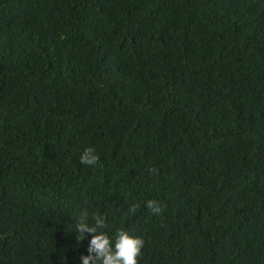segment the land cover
Segmentation results:
<instances>
[{"label": "trees", "instance_id": "obj_1", "mask_svg": "<svg viewBox=\"0 0 264 264\" xmlns=\"http://www.w3.org/2000/svg\"><path fill=\"white\" fill-rule=\"evenodd\" d=\"M83 211L138 264H264V0H0V264H82Z\"/></svg>", "mask_w": 264, "mask_h": 264}, {"label": "clouds", "instance_id": "obj_2", "mask_svg": "<svg viewBox=\"0 0 264 264\" xmlns=\"http://www.w3.org/2000/svg\"><path fill=\"white\" fill-rule=\"evenodd\" d=\"M80 162L84 165L95 166L100 164V157L94 148L88 147L82 152ZM150 171H155V169ZM146 207L151 214L159 215L163 212L162 205L156 200H148ZM130 211L135 212V206ZM93 221L90 224L88 212L83 211L74 228L78 234V240H83L85 233L92 234L88 255L80 257L82 264H138V257L141 256L145 243L141 237H134L120 229L113 238L104 230L107 228L105 217L96 215Z\"/></svg>", "mask_w": 264, "mask_h": 264}]
</instances>
